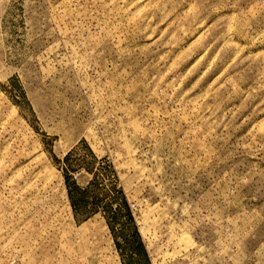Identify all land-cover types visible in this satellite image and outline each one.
Here are the masks:
<instances>
[{
  "label": "rangeland",
  "instance_id": "rangeland-1",
  "mask_svg": "<svg viewBox=\"0 0 264 264\" xmlns=\"http://www.w3.org/2000/svg\"><path fill=\"white\" fill-rule=\"evenodd\" d=\"M0 264H264V0H0Z\"/></svg>",
  "mask_w": 264,
  "mask_h": 264
},
{
  "label": "trees",
  "instance_id": "trees-1",
  "mask_svg": "<svg viewBox=\"0 0 264 264\" xmlns=\"http://www.w3.org/2000/svg\"><path fill=\"white\" fill-rule=\"evenodd\" d=\"M76 190V189H75ZM72 190L70 189L69 190V195L72 193L71 192ZM95 199H97V198H95ZM80 203H82V202H77V205H80ZM97 204H98V202L97 201H95L93 204H92V206H91V208H89V209H87L86 207H85V204H82L83 206H82V209H83V215H88V214H90V213H94L96 210H97ZM74 206H76V204H75V202L73 201V207ZM120 206L121 207H123L124 208V211L127 213V216H128V220L129 221H132V218L130 217V214H129V212H128V204H127V202L125 201V199L123 198V202L120 204ZM75 208V207H74ZM106 209H108V208H106ZM134 235H136V233L134 232Z\"/></svg>",
  "mask_w": 264,
  "mask_h": 264
}]
</instances>
